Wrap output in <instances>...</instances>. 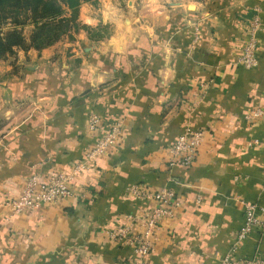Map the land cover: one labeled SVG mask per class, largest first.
I'll return each mask as SVG.
<instances>
[{
    "label": "crops",
    "instance_id": "crops-1",
    "mask_svg": "<svg viewBox=\"0 0 264 264\" xmlns=\"http://www.w3.org/2000/svg\"><path fill=\"white\" fill-rule=\"evenodd\" d=\"M255 5L258 63L246 70L237 62ZM77 22L72 38L0 60V199L31 176L68 174L109 124L121 138L70 183L73 197L10 222L0 207V264H130L132 249L107 232L150 207L133 185L182 202L145 264L264 260V228L236 241L242 203L264 207V117L246 119L264 110V0H82ZM187 128L204 132L198 155L170 167Z\"/></svg>",
    "mask_w": 264,
    "mask_h": 264
},
{
    "label": "built area",
    "instance_id": "built-area-1",
    "mask_svg": "<svg viewBox=\"0 0 264 264\" xmlns=\"http://www.w3.org/2000/svg\"><path fill=\"white\" fill-rule=\"evenodd\" d=\"M254 16L246 28L245 41L238 58V65L246 70L257 66V33L261 30L260 6L252 8ZM264 117V110L256 109L246 116L247 120ZM88 130L98 132L103 128L101 117L91 112L87 120ZM121 124H109L94 144L83 154V160L77 162L68 174H50L47 178L36 175L27 179L17 196L0 199V207L7 208L5 221L10 222L16 216L29 211L41 209L74 196L70 183L84 172L91 169L95 160L103 157L118 143L121 138ZM204 132L191 128L180 133L172 145L168 147V165L187 168L195 161L202 144ZM128 193L139 201L151 203L141 216L128 215L121 219L119 225L107 232L109 239L132 249L135 258L130 264H145V257L152 251L156 242V234L160 223L165 219H173L182 208V202L176 193L161 187L150 191L145 186L133 185ZM243 223L236 233L237 243L242 242L255 230L264 228V207L257 204L242 203ZM137 226V227H133ZM219 264H264V260L244 259L224 256Z\"/></svg>",
    "mask_w": 264,
    "mask_h": 264
},
{
    "label": "trees",
    "instance_id": "trees-1",
    "mask_svg": "<svg viewBox=\"0 0 264 264\" xmlns=\"http://www.w3.org/2000/svg\"><path fill=\"white\" fill-rule=\"evenodd\" d=\"M82 0H0V60L16 49L42 50L64 37L72 38L80 26L78 7ZM11 25L7 32L2 29ZM31 26L25 36L23 28Z\"/></svg>",
    "mask_w": 264,
    "mask_h": 264
},
{
    "label": "rangeland",
    "instance_id": "rangeland-1",
    "mask_svg": "<svg viewBox=\"0 0 264 264\" xmlns=\"http://www.w3.org/2000/svg\"><path fill=\"white\" fill-rule=\"evenodd\" d=\"M10 28H11V25L6 24V25L4 26V28L2 29V31H3V32H7V31L10 30ZM30 31H31V26H26L25 28H23V33H24L25 36L29 35ZM64 38H65V37H64ZM9 57H11V56H9ZM9 57H6V58H9ZM6 58H5V59H6ZM16 68L18 69L19 66H16V67L14 66V67L12 68V70H13L14 72H16ZM4 79H5V78H3V76H0V81H2V80H4ZM0 130H1V128H0Z\"/></svg>",
    "mask_w": 264,
    "mask_h": 264
}]
</instances>
